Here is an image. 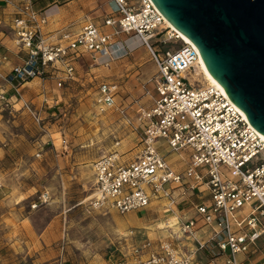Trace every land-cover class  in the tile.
Here are the masks:
<instances>
[{
	"label": "built area",
	"instance_id": "obj_1",
	"mask_svg": "<svg viewBox=\"0 0 264 264\" xmlns=\"http://www.w3.org/2000/svg\"><path fill=\"white\" fill-rule=\"evenodd\" d=\"M109 1L112 14L103 24L114 28L112 34L130 33L148 50L156 66L149 79L155 96H151L150 107L141 108L135 116L133 130L139 139L133 160L123 164L113 150L93 162L89 205L95 210L125 214L147 207L151 200L163 199L176 228L171 231L173 239L159 240L156 246L148 240L127 244L119 237L114 251L120 259L115 264H192L197 252L204 249L224 255L223 264H264V253L255 243L264 233V140L215 85L200 82L195 70L199 53L190 43L172 46L179 40L177 33L151 0ZM0 2L12 6L13 43L26 53L4 80L36 123L41 118L22 97L25 81L43 78L55 63L64 66L65 78L71 77L70 58L84 52L104 66L117 57L110 34L90 20L78 31L60 29L56 32L60 43L53 44L41 33L46 16L35 7L34 0ZM4 59L5 53L0 52V60ZM96 89L93 103L98 111L115 109L123 115L124 108L114 99L116 84L102 82ZM145 94L151 95V91L146 89ZM0 101L10 104L4 91ZM157 140L169 152L180 156L184 150L189 152L182 172H176L166 155L159 152ZM199 186L207 192L208 203L191 199L200 195L196 190ZM48 198V192L43 191L38 203ZM187 205L194 208L196 216L182 218L173 213L178 206ZM163 227L173 228L168 224ZM201 227L209 230L204 241L195 238ZM176 238L192 239L194 244L183 250L175 245ZM237 255L242 258L236 259Z\"/></svg>",
	"mask_w": 264,
	"mask_h": 264
},
{
	"label": "rangeland",
	"instance_id": "obj_2",
	"mask_svg": "<svg viewBox=\"0 0 264 264\" xmlns=\"http://www.w3.org/2000/svg\"><path fill=\"white\" fill-rule=\"evenodd\" d=\"M37 1L38 7L45 10L44 6L51 1L59 3L66 0ZM97 2L90 3L91 9L87 13L99 10L100 16L97 19L101 25L104 20L101 10L107 13L110 6L102 0ZM119 35L118 42H113L111 36L112 50L115 49L113 51L117 53V58L124 59L125 62L130 61L126 50L145 47L130 33ZM120 40H123L122 43ZM181 43V40H177L172 46L178 47ZM118 50L125 52L119 54ZM95 63L96 66L91 67H99V71H92L91 76L100 75L102 64ZM132 68L127 67L128 70ZM197 77L201 83L207 82L200 72ZM100 80L99 76L92 77L87 83L79 76L73 94L56 104L54 114H46L40 123L34 122L30 113L18 101L7 106L0 104V187L6 194L9 193L8 197L16 200V205L11 204V207H20L23 213L29 211L30 218L26 222L29 221L30 225L34 224L38 228L54 213L65 210L60 215L63 233L59 246L61 264H90L91 261L115 264L113 262L120 259L117 251H114L119 236H129L131 241L136 236L132 230L135 223L128 218L134 212L119 214L114 210H95L89 205L93 191V162L115 150L120 162L126 164L133 160L138 146L137 137L133 140L129 137L116 111H98L94 106V92ZM146 84L148 87L152 86L151 81ZM23 93L25 98L26 94L22 89ZM151 93L155 96L153 89ZM119 95L116 103L123 106L127 96L121 94L120 90ZM27 103L33 110L32 103L29 100ZM115 141H118L117 145H114ZM156 146L169 162L171 153L168 147L161 140H157ZM58 159L62 160L61 165L57 162ZM45 189L49 191V198L47 202L39 204V193ZM33 203L37 205L32 207ZM17 217L18 215H13L15 221ZM15 221L11 219L0 224V264H60L59 260L57 263L52 260L32 262L34 255L26 252L21 239L22 233L10 224ZM155 230L164 231L153 229ZM143 236L136 238L140 240ZM255 243L264 253V233ZM239 257L237 255L236 259L240 260ZM107 258L112 260L108 261Z\"/></svg>",
	"mask_w": 264,
	"mask_h": 264
},
{
	"label": "crops",
	"instance_id": "obj_3",
	"mask_svg": "<svg viewBox=\"0 0 264 264\" xmlns=\"http://www.w3.org/2000/svg\"><path fill=\"white\" fill-rule=\"evenodd\" d=\"M34 1L35 7L41 10L42 8L38 7V1ZM102 1L108 2L110 6V9L107 10V13L103 9L101 10L103 12L101 15L105 18L106 16L112 14V6L108 0ZM96 2L97 0H66L59 3L51 1L50 3L46 4L44 6L46 9L41 10L46 16V23L41 28V33L46 41L53 44L60 43L58 34L56 32L64 27H68L72 31H78L84 21L90 20L102 32L110 34V36H112L113 42H118V36L120 35L119 33L116 35L112 34L114 30L113 27L99 24L97 19L100 16L98 14L100 12L99 10H95L93 12L91 11L89 14L87 13L89 9H91L90 3ZM86 4H88V6H85ZM13 16L14 12L12 6L0 2V52L5 53L6 56V59L0 60V92H5V95L10 101L11 105L18 100L15 98L13 94L14 92L10 89L9 85L5 82L4 76L14 65L19 64L26 55L23 49L13 43V33L11 30V19ZM121 41L123 40H120L119 42ZM121 51L123 50H118V53L120 52L119 54H123L125 52V50L124 52ZM126 51V55H130V61L125 62L124 59H119L116 57L112 58L108 62V65H100V75L97 76L101 77V80L98 81L96 88L102 82L114 83L118 87V91L114 98L115 102H117V99L119 101V90L121 94L127 96L124 105L121 106L124 108L123 115H120L115 109H110L109 111H116L121 124L124 125V128L128 131L129 137L133 140L135 137L139 139L138 134L133 130L135 116L141 108H148L151 105L150 99L153 95L152 93L151 95L145 94V90L148 89L149 91H152L153 87H148L146 82H148L152 75L156 72V66L145 47H139L133 51L129 48ZM114 55L118 56L117 53H114ZM101 59H105V57L102 56ZM69 65L73 67V73L71 77L65 78L64 66L62 64L55 63L43 78L35 77L27 80L21 87V91L23 89V92L26 94L25 98L24 93L22 94L23 99L27 102L29 100V103H32V109L38 113L39 117L41 118V122H43V119H45L46 114H54L57 107L56 104L67 99V96L69 97L73 94V88L77 86L75 84H77V81L79 82V76L82 77L84 82H90L92 77H97L94 74L91 76V73L94 71H99V67H91L96 66V63L93 61L91 54L87 52L78 54L75 57H71L69 60ZM127 67L133 68L132 70H128L129 68L127 69ZM82 72H84V74H82ZM58 81H61L60 86L57 85ZM144 83L146 84L145 86ZM96 90L94 92V96L97 93ZM1 103L2 102L0 101V104ZM52 144L55 145L54 143ZM57 147H59V145ZM54 149L56 150L57 148ZM169 153H171V157L169 158L171 167L176 172H182L184 168V161L188 159L189 152L184 150L181 156L174 152ZM57 162L60 164L62 163V160L58 159ZM196 190L199 191L200 195H198V197L194 195L191 199L194 202L203 200L205 203H208V195L207 192L203 190V187L199 186ZM47 192L49 191L47 190ZM8 196L9 193L6 194L3 188L0 187V224L6 220L14 219L15 221L13 215H18L17 221L10 224L14 228H18L16 230L22 233L21 239L25 244L26 252L34 255L32 262L52 260V262L57 263L59 260L61 264L62 259L60 260L61 254L59 246L61 244L60 240L63 236V233L60 215L65 210L54 213L52 217L46 219L41 227L38 228L37 226H34V224L30 225L29 221L26 222V220H29L30 218L29 211L23 213L20 207H11V204L16 205L17 202L16 200H13V197L11 198ZM5 205L7 207H5ZM167 207V202L165 200L158 199L151 200L149 205L141 210L130 211L134 212L132 215H128V218H130L133 223H135V228L132 230L135 231V235L138 238L141 237V235L144 236L142 239L140 238V240H137L136 236H134L135 239L132 238V241L129 236L119 237H124L127 244L138 245L148 240L152 242V245L154 246L157 245L159 240L166 239L168 237L173 239L171 231L175 232V227H173L172 230L165 229L163 226L157 228V223L164 222L168 215H170ZM173 213L181 216L182 218H191L196 216L194 208L188 205L182 208L178 206V209L174 210ZM62 226L64 227V225ZM153 229H164V231L158 232V230L153 231ZM208 231L209 230L206 227L199 228L195 232V238L199 241L206 240L208 237ZM158 235H162L163 237H159ZM129 238L130 242H128ZM118 241L120 240H117L115 243L117 244ZM173 241L175 242V245H177L179 248H182L183 250H185L187 246L194 244L192 239L189 240L186 238H176ZM121 242L124 244L123 241ZM215 251V249H204L202 251H198L192 264H223L225 256L217 255ZM239 256V259H241L242 255ZM107 260L111 261L112 259L107 258ZM115 262L116 260L113 263ZM98 263L99 261L90 262V264Z\"/></svg>",
	"mask_w": 264,
	"mask_h": 264
},
{
	"label": "water",
	"instance_id": "obj_4",
	"mask_svg": "<svg viewBox=\"0 0 264 264\" xmlns=\"http://www.w3.org/2000/svg\"><path fill=\"white\" fill-rule=\"evenodd\" d=\"M264 135V0H151Z\"/></svg>",
	"mask_w": 264,
	"mask_h": 264
},
{
	"label": "bare ground",
	"instance_id": "obj_5",
	"mask_svg": "<svg viewBox=\"0 0 264 264\" xmlns=\"http://www.w3.org/2000/svg\"><path fill=\"white\" fill-rule=\"evenodd\" d=\"M165 21H166L167 25L177 33V36H178L179 40H181V42L191 44V42L183 34H181L178 30H176L167 20H165ZM113 50H115V49H113ZM195 70H196V72H200L203 75L205 81H207L210 84L215 85L221 91L222 94L227 96L223 87L209 74V72L207 71V69H206V67H205L200 56H199V60H198V65H197V67H195ZM237 109L245 116V114L243 113V111L241 109H239L238 107H237ZM259 134H260L261 138L264 140V135L261 133H259ZM157 224H158L157 228L164 226V224H168V226L174 227V225H173L174 219L172 217H168L167 222L166 221L165 222H159Z\"/></svg>",
	"mask_w": 264,
	"mask_h": 264
}]
</instances>
